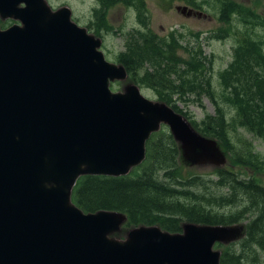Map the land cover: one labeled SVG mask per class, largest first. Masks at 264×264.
Instances as JSON below:
<instances>
[{
  "label": "water",
  "instance_id": "obj_1",
  "mask_svg": "<svg viewBox=\"0 0 264 264\" xmlns=\"http://www.w3.org/2000/svg\"><path fill=\"white\" fill-rule=\"evenodd\" d=\"M0 19L16 22L0 30V264H220L214 246L242 237L231 225L124 231V214L71 201L80 177L142 164L162 125L191 166L218 160L216 141L145 98L68 7L0 0ZM114 82L126 84L114 92Z\"/></svg>",
  "mask_w": 264,
  "mask_h": 264
},
{
  "label": "trees",
  "instance_id": "obj_2",
  "mask_svg": "<svg viewBox=\"0 0 264 264\" xmlns=\"http://www.w3.org/2000/svg\"><path fill=\"white\" fill-rule=\"evenodd\" d=\"M132 1L110 0V5L120 2L128 6ZM136 1L142 5L141 0ZM218 8L221 22L230 14H237L251 24L237 37L232 63L218 73L219 87L211 80L201 84L200 74L190 65L181 70L183 60L176 55L174 42L157 39L149 31L138 32L136 39L127 35L125 50L115 62L125 68L129 82L154 91L156 100L183 115L202 136L214 139L232 163L260 169L263 163L255 156L251 145L238 135L234 141L231 132H236L227 126L226 117L232 112L230 122L264 140V20L252 10L233 3L219 2ZM257 25L262 29V39L255 37L252 30V26ZM87 28L97 36L93 29ZM224 32L218 29L213 33L219 36ZM145 63H149L152 70L140 73ZM196 63L199 66L200 60ZM188 93L206 95L216 107V117L205 115L197 123L178 109L172 97L181 98ZM178 155L172 137L167 129H162L146 142V158L130 174L80 177L71 200L84 213L106 210L124 214L127 219L124 231L139 226H159L169 233H179L182 223L230 226L247 220L253 212L254 216L246 223L245 236L237 245L221 251L220 264H259L256 250L264 251V189L259 181L253 177L240 179L238 173L227 168L216 169L215 181L199 176L181 179L176 175ZM224 189L227 190L225 195L218 193ZM242 197L246 203L241 201ZM240 202L241 210L218 211L225 206H242ZM245 214L249 215L245 218ZM235 246H238L236 251ZM220 247V244L215 245L222 249Z\"/></svg>",
  "mask_w": 264,
  "mask_h": 264
},
{
  "label": "rangeland",
  "instance_id": "obj_3",
  "mask_svg": "<svg viewBox=\"0 0 264 264\" xmlns=\"http://www.w3.org/2000/svg\"><path fill=\"white\" fill-rule=\"evenodd\" d=\"M46 1L53 10L68 7L72 12L73 22L85 28L89 34L94 35L87 26L93 29L102 41L101 51L107 61L116 64L115 60L118 55L125 50L124 45L127 35L130 34L136 39L138 32L147 33L149 31L156 35L157 39L174 42L176 55L183 60L181 70L190 65L192 69H195L196 74H200L198 81L201 84L211 80L212 84L218 87L217 75L220 71L226 70L232 63L237 37L248 30L247 26H251L237 14H230L225 22H221L219 20V2L233 3L244 9L252 10L259 19L264 20V0H141L142 5L133 0L132 4L128 6L120 2L110 5V0ZM95 10L100 11V13L96 14ZM189 11L192 14H188ZM252 27L255 37L262 39L263 32L261 27L259 25ZM218 29H223L225 32L217 36L213 32ZM196 60H200L199 66ZM144 67V69L140 70V73L145 70H152L149 63H145ZM125 84V82H114L113 91H122ZM139 89L145 98L156 101L157 95L154 91L145 87H140ZM172 99L178 109L182 110L197 123H200L205 115L216 117V107L206 95L197 96L188 93L181 98L179 95H174ZM157 101L159 102V100ZM231 115L232 112L226 117L227 126L236 132H231V136L235 141L234 137L238 135L251 145L253 153L263 163L262 168L252 169L232 163L223 148L211 138L207 139L215 143L220 158L215 161L203 159L191 166L187 159L184 158L180 144L173 139L166 127L179 151L177 158L178 169L176 170V175L179 178L185 179L199 176L203 180L215 181L216 169L227 168L238 173L240 179H248L249 177L257 179L260 186L264 189V140L230 122L229 117ZM233 115L235 117V114ZM218 193L225 195L227 190L224 189ZM241 201L246 203V199L243 197ZM241 207H243V204L242 206H225L219 208L218 211L228 213ZM254 214L253 212H250V215L245 214V218L249 215L246 218L248 221L243 220L231 225V227L240 231L242 237L227 245L220 244L222 249H215L221 253L223 249L231 245H237L245 236L246 223L249 222ZM183 224H181V227ZM237 248L238 246H235L233 250L236 251ZM256 251L258 263L264 264V251ZM249 259L251 260L250 257ZM247 264H250V262Z\"/></svg>",
  "mask_w": 264,
  "mask_h": 264
},
{
  "label": "flooded vegetation",
  "instance_id": "obj_4",
  "mask_svg": "<svg viewBox=\"0 0 264 264\" xmlns=\"http://www.w3.org/2000/svg\"><path fill=\"white\" fill-rule=\"evenodd\" d=\"M188 14H192L191 11H189ZM13 24L14 22L11 20H1L0 19V30H5Z\"/></svg>",
  "mask_w": 264,
  "mask_h": 264
}]
</instances>
